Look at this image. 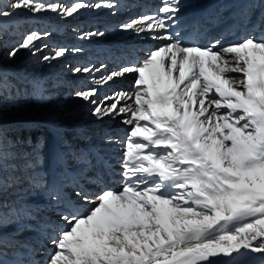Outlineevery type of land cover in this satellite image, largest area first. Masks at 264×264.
I'll list each match as a JSON object with an SVG mask.
<instances>
[{
  "label": "snow or ice",
  "instance_id": "6c2138e0",
  "mask_svg": "<svg viewBox=\"0 0 264 264\" xmlns=\"http://www.w3.org/2000/svg\"><path fill=\"white\" fill-rule=\"evenodd\" d=\"M115 6L110 0H0V18L22 9L33 16L50 11L71 18L85 9ZM179 10V0H164L159 14L120 25L164 42L142 62L95 82L136 73L131 93L117 92L101 102L96 88L75 93L96 105L92 115L98 119L127 117L123 123L131 131L123 152V183L119 191L94 194L78 185L75 203L59 185L49 189L47 198L65 205L60 219L68 227L51 239L56 251L48 264H257L251 254H261L258 264H264V36L207 46L185 43L169 32ZM96 35L104 33L80 38ZM41 38L30 32L8 57L20 49L32 51ZM68 51L60 47L43 59ZM79 135L88 134L81 129ZM54 158L58 164L69 158L85 163L95 170L97 183L110 169L99 151L86 156L69 148L56 151ZM39 162L38 154L29 159L10 150L0 130V208L9 189L25 183L31 190L44 187L36 172ZM39 211V205L23 206L12 214L33 219ZM4 219L0 214V224Z\"/></svg>",
  "mask_w": 264,
  "mask_h": 264
},
{
  "label": "bare ground",
  "instance_id": "6f19581e",
  "mask_svg": "<svg viewBox=\"0 0 264 264\" xmlns=\"http://www.w3.org/2000/svg\"><path fill=\"white\" fill-rule=\"evenodd\" d=\"M65 2L70 3L71 0H65ZM85 2L95 4L99 0H85ZM110 2L116 6L113 8L101 7L100 9L89 8L71 18H65L67 21L73 20L68 21L74 22L70 26L68 24H51V22H55L51 20H55L59 15L50 11L36 16L32 15V20L36 21V25L42 30L48 32V30L53 29L54 33L51 31L50 34L67 37L69 28L78 29L79 23L87 20L93 21L95 18L109 21L113 10L125 8L118 14H128L129 16L121 21L108 22L104 35L99 38L92 36L85 39V42H82V47H78L80 51H73L76 42H68L64 45V48L70 52L82 54L83 57L79 59L81 61L83 58L82 64H85L88 60H91L94 64L100 62L97 68L88 66L91 69L90 73H76L78 79L81 78L83 82L85 79L89 81L93 76L97 77L94 81H99L102 77L113 71H119L124 66H135L138 62H142L152 50L163 46V41L151 39L150 35L146 33L137 34L131 30H121L120 25L133 19H139L145 14H159L158 9L162 6L164 0H110ZM179 5L180 10L175 23L169 28V32L174 36L178 33V38L185 43L207 46L216 40H220L221 44H226L246 37L248 31L252 32L249 36H264V0H179ZM249 13L250 16L248 17ZM16 15L19 17L26 16L24 10H20ZM133 15H135L134 18ZM12 18L17 17L13 16ZM5 22L7 23V21ZM87 33H92V31ZM49 36L46 37L47 40H50ZM49 42L50 45L53 44L54 39ZM69 51L64 56L67 57L71 54ZM126 57H129L128 59L135 61V63L131 64L128 60L124 66H119L117 63L112 62L119 58L127 59ZM103 59L105 63L101 64ZM22 63L21 60H18L15 67H0V76L11 73L10 75L13 74L14 78H18L17 66ZM54 64L57 65V61ZM47 65H50L49 62ZM136 76V73H126L107 84L95 83V85H91L92 88L97 89V93L99 91L105 93L104 95L96 94V100L98 99V102L104 101L105 97H112L117 92L131 93L135 86ZM68 81L69 79L63 78L58 85ZM89 84L88 82L87 85ZM35 85L34 98H43L40 95L41 86L37 83ZM60 88L57 87L56 89L61 92ZM63 94L62 97L65 96ZM59 100L53 103L54 106L56 105L55 107L51 106L50 108L48 105L35 104L38 111V116L35 118L28 120L18 117L14 120L15 125L12 128L34 126L40 128V130L43 128L48 129V138H50L47 150L51 161L44 168H36V172L43 177L44 187L29 191H24L28 186L22 187L21 190L17 188L14 191L15 194L20 191V194H26L27 197L17 200L16 195H14V198L10 200L12 205L11 202L10 204L5 202L4 207L0 208V214L5 217L4 222L0 224V240L9 239L13 235L19 239L18 243H11V250L8 246L10 243L0 246V264H48V260L56 251L51 239L53 237L58 238L59 231L68 227L60 219V214L65 210L63 202L57 204L55 200H51L46 196L53 185H59L62 191L64 190V195L73 199V203H75L74 192L78 190V185H82L83 182H86V188H92L90 194L99 193L104 189L119 191L122 187V161L127 139L120 144L114 138L123 140L125 132L131 131V125L123 123L127 117L121 114L120 116H106L98 119L89 110L91 103L78 98L76 95H74V100L71 99L68 104L59 102ZM122 104L123 102L118 106H122ZM101 106L106 107L107 102ZM62 116L68 119L67 123L59 124L58 120ZM87 124L96 125L100 129L88 132L87 137H85L88 139L84 145L73 144L62 137V134L72 136L75 133H80L81 129L89 127ZM112 126H116V131L115 135L109 138V132L111 133V131L108 129H111ZM68 130L69 132H66ZM61 140H63V143H61ZM76 147L80 148L77 155L83 152L87 156L89 152L99 151L109 161L110 169L102 175V183L95 182V170L79 160L69 158L63 164L56 163L54 158L56 151L67 152L66 150L69 148L73 151ZM77 176H81L82 180L76 178ZM75 178L79 180L75 181ZM94 186L95 188H93ZM96 186L101 187V190L97 191ZM32 191L35 192L34 196L30 194ZM92 198L94 199V196ZM36 205H39L40 209L42 208V213L46 215L35 212V218L29 220V223H27V218L18 220L12 214L13 209H19L23 206L35 207ZM48 225L52 227H48ZM18 251L25 253L27 256L20 258ZM251 255L256 258L258 264V257L261 254ZM244 259L247 260V258Z\"/></svg>",
  "mask_w": 264,
  "mask_h": 264
},
{
  "label": "rangeland",
  "instance_id": "374dc122",
  "mask_svg": "<svg viewBox=\"0 0 264 264\" xmlns=\"http://www.w3.org/2000/svg\"><path fill=\"white\" fill-rule=\"evenodd\" d=\"M40 2L68 4L65 2V0H40ZM124 9L125 8H119L113 10L111 12L109 21H105V19L100 20L98 18H95L93 21L87 20L86 22H81L79 23L78 29L73 30L72 28H69V30H67V32H69V35L67 37L58 36L57 34L53 35L54 31L53 29H50L48 30V33L50 34L51 31L53 32L52 34H50L51 36H49L50 40L54 39L53 44L50 45V40H47L46 37L41 36L42 38L35 42V48L32 51L28 49H20L12 58H9L7 53L12 49L17 48L26 35H28L32 31H36L43 35L46 30H42L38 25H36L37 22L32 20V14L27 12L26 10H24V15H26L25 17H19L16 15V13L14 16L18 19L12 17L0 18V67H15L18 60H21L23 62L21 65L17 66V72L19 75L18 78H14L13 74L10 75L11 73L5 76H0V85H3V87H0V130H2L6 136L8 144L10 146V150L23 154L30 159L38 154L40 162L37 168L39 169L49 165L51 159L47 150L50 138H48V129L43 128L42 130H40V128L34 126H18L16 128H12L15 125L14 120H16L18 117L29 120L38 116V111L35 107V104L44 106L48 105L49 108L51 106L55 107L56 105L54 106L53 103L57 102V100L59 99V102L68 104L71 99L74 100V95L77 91H85L92 88L93 86L91 87V85H95L96 81L94 80L97 77L93 76L89 81L85 79V81L83 82L81 78L78 79L73 69L77 67L88 66L91 68H97L100 65V62L94 64L91 60H88L85 62V64H82L83 58L81 59V61L79 60L80 57H83L82 54L72 53L70 51L69 52L71 54H69L67 57L63 56L54 60L45 61L43 57L45 55L51 57L54 54L55 49L60 47L64 48V45L68 42H76L75 49H78V47H82V42L85 39H81L80 37H82L88 31L104 33L105 29H107L106 25L108 22L121 21L122 19L129 16L128 14H118ZM134 16L135 15H133V18ZM249 16L250 13L248 14V17ZM5 21H7V23ZM51 21H55L51 22V24L55 25L68 24L70 26L71 24H74V22H68L73 21L72 19L67 21L61 16ZM251 34L252 32L248 31L246 36H249ZM73 36L77 38L75 39L73 38ZM94 37L99 38L100 35H96ZM33 52H35V54H33ZM126 58L127 59L119 58L116 61L112 62L117 63L119 66H124L128 60L131 64L135 63V61L128 59L129 57ZM55 61H57V65L54 64ZM48 62L50 65H47ZM103 63H105L104 59L101 60V64ZM65 71L67 72L65 73ZM63 78L69 79V81L62 85H58L60 84V80ZM88 82L90 83L89 85H87ZM36 83L41 86L40 95L43 96V98L41 97V99L34 98ZM57 87H61V92L59 89H56ZM62 94L65 96L62 97ZM97 94L104 95L105 93H103V91L100 93L99 91ZM94 107H96V105L91 104L89 110L92 111ZM67 120L68 119L66 117L62 116L61 118H59L58 122L59 124H65L67 123ZM87 126H89L85 129L87 133L100 129L97 128L98 126L93 124H87ZM115 129L116 126H112L111 129H108L109 131H111V133L109 132V138H112L115 135ZM66 132H69V130ZM128 133L129 132L127 131L125 132L123 140L114 138L115 141L121 144V142L127 139ZM62 137L77 145H84L85 141H87L88 139L79 135V133H75L72 136L70 134H62ZM34 149L36 150L35 152ZM79 149V147H76L72 152L77 155ZM66 151H68V149ZM80 177L81 176H77L76 178L82 180ZM76 178L75 181H78L79 179ZM82 185L83 187H85V185L87 184L86 182H83ZM25 186H28V184L25 183L24 185L19 186L20 190ZM93 188H95V186ZM86 189L88 192H91L92 190V188L90 187ZM96 189L97 191H100L101 187L96 186ZM26 190L29 191L31 189L26 187L24 191ZM14 191V189H9L4 193L3 204H6L5 202L10 204V200L14 198V195H16L17 200L27 197L26 194H20V191H18L17 194H15ZM39 213L41 215H46L45 213H42V208L40 209ZM26 220L27 223H29V220L31 221V219ZM13 242H19V239L14 237V235L9 239L0 240V246L2 244L8 245L10 243V245H8L10 247L11 243ZM11 247L9 248V250H11ZM26 256V254H23V256H20V258H24Z\"/></svg>",
  "mask_w": 264,
  "mask_h": 264
}]
</instances>
